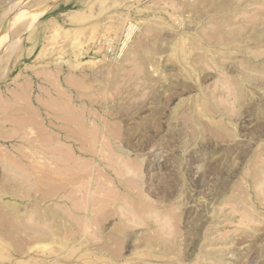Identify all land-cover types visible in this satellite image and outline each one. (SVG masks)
Returning <instances> with one entry per match:
<instances>
[{
	"label": "rangeland",
	"instance_id": "374dc122",
	"mask_svg": "<svg viewBox=\"0 0 264 264\" xmlns=\"http://www.w3.org/2000/svg\"><path fill=\"white\" fill-rule=\"evenodd\" d=\"M0 264H264V0H0Z\"/></svg>",
	"mask_w": 264,
	"mask_h": 264
},
{
	"label": "water",
	"instance_id": "95a60500",
	"mask_svg": "<svg viewBox=\"0 0 264 264\" xmlns=\"http://www.w3.org/2000/svg\"><path fill=\"white\" fill-rule=\"evenodd\" d=\"M12 16H9L4 22L2 29L5 30L9 26V22L11 21Z\"/></svg>",
	"mask_w": 264,
	"mask_h": 264
}]
</instances>
